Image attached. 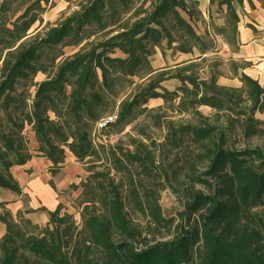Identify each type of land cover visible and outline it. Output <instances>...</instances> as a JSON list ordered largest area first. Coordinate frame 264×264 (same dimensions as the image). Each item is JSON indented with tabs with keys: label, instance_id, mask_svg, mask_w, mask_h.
Here are the masks:
<instances>
[{
	"label": "trees",
	"instance_id": "trees-1",
	"mask_svg": "<svg viewBox=\"0 0 264 264\" xmlns=\"http://www.w3.org/2000/svg\"><path fill=\"white\" fill-rule=\"evenodd\" d=\"M10 1L2 0L0 10L14 16L22 9L7 8ZM214 1L219 0H210L211 3ZM234 1L241 6L243 0H222L218 6H225L226 26L236 37L239 18L232 6ZM42 2L48 0H37L16 14L11 28L0 24V47L6 51L0 67V112L9 111L15 100L10 95L16 92L18 81L32 64H38L43 74L49 73V66L56 68L54 76L39 83L32 110L23 116V120L32 125L38 141L44 146L45 157L52 165L63 164V146L76 160L97 156L99 151L90 139L92 126L95 128L106 115L113 113L118 119L106 128L120 124L150 98L169 101L177 98L178 113L190 112L197 116L198 122L194 125L179 124L170 129L172 136L177 138L174 140L189 138L200 149L206 165L185 191L179 214L185 225L181 224L180 230L167 240L150 242L147 238V230L159 232L162 229L166 231L161 233L163 238L171 233V220L161 216L160 205L149 192L141 201L133 199L138 201L140 211L148 220L143 232L127 217L115 178H106L102 171L88 170L89 180L97 189L93 194V205L96 203L99 208L92 213L81 212L79 228L67 217H60L57 209L48 211L49 221L43 228L24 220V226L36 231L35 234L23 231L10 213L0 215V225L5 226L0 238V264H264V152L257 147L233 153L225 151L222 148L224 135L231 132L232 124L229 122L218 132L198 111L199 107H209L216 112L239 115L243 114V108L248 109L250 115L247 124L242 126L243 132L248 137L263 133L257 127L260 121L253 116L254 111L264 113V89L259 83L241 73L242 87L219 85L214 75L206 81L195 77L189 73L192 68L189 65L179 69L176 76L181 81L180 96L166 90L158 92L164 74L159 75L160 78L149 80L131 99L122 101L119 112L101 118L99 108L110 93L107 89L113 80L110 70L117 76L126 73L125 70L134 75L137 65L150 54V48H160L163 40L169 45L176 43L175 50L185 54L191 53L193 47L198 48L201 55L208 51L203 36L196 34L190 25L191 8L186 0H151L147 11L132 23L120 26L115 35L96 44L86 54L77 52L57 62L62 53L61 50L54 52L56 45L68 34L74 37L78 26L75 31L67 23L31 45L21 41L40 21L38 11L43 10ZM103 6L104 0H95L76 22L82 25L94 21L104 30L107 22H101L98 14ZM180 12L185 13L188 20ZM224 29L219 35L224 34ZM224 40L230 45L237 43L235 38L225 37ZM79 42L77 38L61 46H75ZM99 49L101 51L97 52ZM110 49L120 50L126 58L109 57L106 53ZM95 68L101 73L100 83ZM153 72L149 70L146 76ZM65 86H72L74 94L67 95ZM245 103L250 107L242 105ZM64 105L68 108L66 113H63ZM48 112L56 120L51 119ZM7 118L17 130L0 132V188L20 195L19 184L10 169L25 165L28 155L23 148L21 124L18 125L10 113ZM67 119L72 122L68 123ZM123 156L127 163L134 158L129 152ZM113 159L116 161L113 169L119 172L122 160ZM135 195L136 189H132L131 196ZM87 209L84 206L82 211Z\"/></svg>",
	"mask_w": 264,
	"mask_h": 264
},
{
	"label": "rangeland",
	"instance_id": "rangeland-1",
	"mask_svg": "<svg viewBox=\"0 0 264 264\" xmlns=\"http://www.w3.org/2000/svg\"><path fill=\"white\" fill-rule=\"evenodd\" d=\"M2 0H0V5ZM37 0H11L9 9H24ZM95 0H48L42 2V11H38L40 21H37L27 32V36L21 41L27 44L37 43L44 39L48 32L69 23L73 30L77 31L75 36L70 34L64 36L63 42L56 45L54 52L61 50V56L57 62L72 57L75 53L86 54L98 43L106 38L115 35L120 26L132 23L140 17L142 12L150 7L151 0H104V6L98 12L101 22H107L104 30L99 29L98 23L94 21L80 24L76 19L94 3ZM219 1L209 2L204 8H201L200 0H186L188 8L193 12V19L190 25L193 26L196 34L203 36L204 43L208 45V51L201 55L198 48L193 47L191 53L185 54L175 50L176 43L169 45L164 40L160 48H150L151 52L141 64L135 68V74L129 75L121 73L119 76L110 70L113 82L111 81L107 89L110 92L104 98V103L99 108L101 118L111 112H119L120 103L126 99H131L138 94L141 89L149 82L160 78L158 92L163 93L176 92L181 81L177 79L179 69L192 65L189 73L194 74L200 80H207L211 76L216 77L219 85L229 87H242L239 82V76L245 68V63L234 59L233 53L235 45H230L224 40L225 37L235 38L230 33L229 26H226L227 16L225 6H218ZM22 4L23 7H20ZM236 2L232 3V6ZM235 8V7H234ZM18 11L16 14H19ZM10 16L9 12L5 14L0 10V24L11 28V23L16 16ZM180 14L188 20L185 13ZM5 16L8 18L6 19ZM112 17V18H111ZM78 29L76 30V27ZM225 28L224 34L220 30ZM79 38V44L75 46L62 47L61 44L70 40ZM36 41V42H35ZM99 49L97 52H100ZM5 50L0 47V67L1 60ZM111 58H126L120 50L110 49L106 53ZM38 64H32V67L24 73L16 85V92L10 97L14 98L9 111L0 112V132L8 130H17L11 120L7 118L10 113L12 119L22 129L20 130L23 138L24 152L28 155L25 165L12 167L10 173L16 177L22 186L21 194L18 196L15 192L0 188V215L6 212L10 213L12 220L17 221L22 230L36 233L32 229L24 226V220H29L33 226L43 228L48 223V211L58 210L60 217L65 216L74 223V227H80L82 219L81 212L92 213L98 204H94V193L97 191L92 180H89L90 172L102 171L107 178H115L117 188L119 189L124 210L128 218L133 220L140 229L146 230L148 226L147 217L139 209L138 201L143 200L148 192L156 199L161 209V216L166 220H171L170 235L165 238L161 233L164 230H147L149 232L148 240L154 239L161 241L167 240L180 230V225H185V220L181 219L179 214L183 209V200L186 197L185 191L190 189L195 176L200 174L206 161L201 158L200 149L192 144L189 138L184 137L181 141L174 140L172 136V126L179 124H195L198 122L197 116L187 113H178L176 106L178 99L172 101L161 98H150L142 106L136 107L131 114L120 124L107 127L103 131L95 130L94 125L90 129V139L92 145L98 149V154L83 160H76L67 147H64L63 164L59 167L52 165L45 157L44 146L38 141L31 124L24 121V114L32 110L33 100L39 83L47 80V77L54 76L56 68L49 66L48 74H43ZM149 70L153 74L146 76ZM97 80L101 82V73L94 69ZM66 94L73 95L72 86H65ZM244 97V93H241ZM243 106L250 107L245 103ZM242 106V107H243ZM63 113H66L67 107H62ZM65 111V112H64ZM198 111L208 118V122L217 128V131L223 130L229 122L232 124V130L228 134L225 132L223 149L229 153L238 152L243 149L260 148L264 152V113L253 112L255 119L260 123L257 127L263 130V133L255 134L250 137L243 132V127L247 124V118L250 113L248 109L243 108V114H231L227 112H216L209 107H199ZM51 119L56 120L54 115L48 112ZM68 123L72 120L67 119ZM173 124V125H172ZM129 152L133 155L131 163H127L124 153ZM118 158L122 163L119 172L113 169ZM131 180L134 183H131ZM196 188H202L195 185ZM136 189V195L131 196V190ZM151 197V198H152ZM87 206L86 211H82ZM5 232V226L0 225V238Z\"/></svg>",
	"mask_w": 264,
	"mask_h": 264
},
{
	"label": "crops",
	"instance_id": "crops-1",
	"mask_svg": "<svg viewBox=\"0 0 264 264\" xmlns=\"http://www.w3.org/2000/svg\"><path fill=\"white\" fill-rule=\"evenodd\" d=\"M209 2L200 0L201 8ZM234 7L239 18L234 59L247 64L242 73L257 81L264 89V0H243L241 6L236 3ZM14 178L21 190L20 181Z\"/></svg>",
	"mask_w": 264,
	"mask_h": 264
},
{
	"label": "built area",
	"instance_id": "built-area-1",
	"mask_svg": "<svg viewBox=\"0 0 264 264\" xmlns=\"http://www.w3.org/2000/svg\"><path fill=\"white\" fill-rule=\"evenodd\" d=\"M118 116L116 115V113L113 114H108L106 115V117L104 119H102L101 121H99L96 126H95V130H102L104 128H106L107 125L109 124H113L117 121Z\"/></svg>",
	"mask_w": 264,
	"mask_h": 264
}]
</instances>
